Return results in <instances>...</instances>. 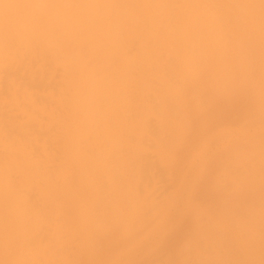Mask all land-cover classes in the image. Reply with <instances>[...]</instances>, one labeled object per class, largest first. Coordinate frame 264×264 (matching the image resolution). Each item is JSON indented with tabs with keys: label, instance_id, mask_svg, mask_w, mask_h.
<instances>
[{
	"label": "bare ground",
	"instance_id": "obj_1",
	"mask_svg": "<svg viewBox=\"0 0 264 264\" xmlns=\"http://www.w3.org/2000/svg\"><path fill=\"white\" fill-rule=\"evenodd\" d=\"M0 264H264V0H0Z\"/></svg>",
	"mask_w": 264,
	"mask_h": 264
}]
</instances>
